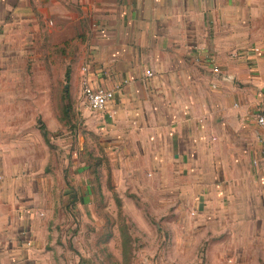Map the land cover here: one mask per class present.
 Masks as SVG:
<instances>
[{"label":"crops","instance_id":"0c3cea01","mask_svg":"<svg viewBox=\"0 0 264 264\" xmlns=\"http://www.w3.org/2000/svg\"><path fill=\"white\" fill-rule=\"evenodd\" d=\"M69 28L90 83L114 93L102 113L84 98L85 126L143 161L167 236L205 237L212 264H264V0H0V264H38L49 235L3 128L1 63L26 30Z\"/></svg>","mask_w":264,"mask_h":264},{"label":"rangeland","instance_id":"374dc122","mask_svg":"<svg viewBox=\"0 0 264 264\" xmlns=\"http://www.w3.org/2000/svg\"><path fill=\"white\" fill-rule=\"evenodd\" d=\"M66 32L68 42L66 34L26 30L12 59L1 63L3 85L11 89L2 126L14 133L10 150L27 153L21 161L28 177H20L30 180L40 223L49 231L38 264H212L205 237L169 238L153 217L158 206L145 201L143 161L132 165L119 157L124 152H102L85 126L80 74L86 62L76 30Z\"/></svg>","mask_w":264,"mask_h":264},{"label":"built area","instance_id":"2783aa9c","mask_svg":"<svg viewBox=\"0 0 264 264\" xmlns=\"http://www.w3.org/2000/svg\"><path fill=\"white\" fill-rule=\"evenodd\" d=\"M233 57H237V54ZM214 70L215 72H219V68L217 67H215ZM82 71L84 73V79L82 81V94L87 101L90 110L95 113L104 112L109 103L113 100L114 93L104 88L93 86L87 77L89 69L85 67ZM149 76H152V74ZM257 122L263 131L261 161L264 163V112L258 115Z\"/></svg>","mask_w":264,"mask_h":264},{"label":"trees","instance_id":"16d2710c","mask_svg":"<svg viewBox=\"0 0 264 264\" xmlns=\"http://www.w3.org/2000/svg\"><path fill=\"white\" fill-rule=\"evenodd\" d=\"M66 79H67V82H70V74L69 73H67ZM68 94H69V91L67 89L66 90V96H68ZM44 137L47 138V133L46 132H44ZM76 201L77 200L75 199L73 202L76 203Z\"/></svg>","mask_w":264,"mask_h":264}]
</instances>
